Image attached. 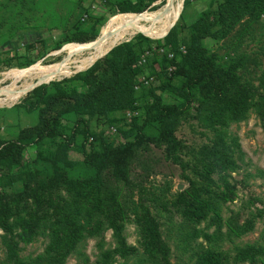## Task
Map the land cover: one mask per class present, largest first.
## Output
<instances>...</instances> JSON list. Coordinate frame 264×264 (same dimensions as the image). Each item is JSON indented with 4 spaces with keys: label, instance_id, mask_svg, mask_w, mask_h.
<instances>
[{
    "label": "trees",
    "instance_id": "trees-1",
    "mask_svg": "<svg viewBox=\"0 0 264 264\" xmlns=\"http://www.w3.org/2000/svg\"><path fill=\"white\" fill-rule=\"evenodd\" d=\"M103 1L129 23L135 21V13L157 7L152 5L156 0ZM191 1L178 0L173 5L183 2L184 10ZM81 2L71 0L64 16L52 14L51 22L66 28L53 50L97 37L105 16L87 8H80L67 25ZM262 15L264 0H209L185 33L179 16L161 41L137 33L109 50L113 45L106 44L108 51L86 69L39 84L14 104L12 110L23 107L36 112L37 120L13 138H0V264H65L71 256L77 264H90L81 247L86 239L98 236L99 252L92 264H113L116 257L125 264L139 253L145 263L171 264V248L151 208L159 198L139 174L132 176L133 166L140 163L141 152L149 145L160 148L187 183L158 206L166 211L169 205L180 217L177 228L184 248L192 250L193 264H227L218 243L252 231L255 218L264 214V206H254L241 221L237 212L224 220L220 213L224 204L236 199L241 182L233 173L243 153L239 137L230 136L229 127L245 121L252 110L264 127V70L257 84L245 81L239 74L247 62L243 52L223 56L208 50L202 40L226 38L245 19L254 21ZM146 50L149 55L138 64ZM32 63L24 59L18 67ZM155 64L160 72L154 70ZM146 66L155 76L147 86L138 83ZM158 91L173 101L165 102ZM203 103L210 106L201 110L198 106ZM139 108L142 117L129 121L125 112ZM191 110L203 117L208 130L203 132L207 142L197 147L176 135ZM101 120L102 128L92 126ZM27 147L35 149L29 161L24 160ZM129 216L137 227L141 249L128 243L124 234ZM106 231H111L114 247L103 249ZM39 237L47 239L43 251L32 258L21 256L20 243ZM199 238L204 243L195 248L192 241ZM231 261L264 264V241L235 246Z\"/></svg>",
    "mask_w": 264,
    "mask_h": 264
},
{
    "label": "rangeland",
    "instance_id": "rangeland-1",
    "mask_svg": "<svg viewBox=\"0 0 264 264\" xmlns=\"http://www.w3.org/2000/svg\"><path fill=\"white\" fill-rule=\"evenodd\" d=\"M177 1L156 0L152 4L157 6L156 9H146L141 13H135L132 16V21L135 18L136 20L129 23L127 17L123 18L119 13L114 14L103 0H82L81 5L76 7L74 15L68 19L67 25L80 12V8H87L94 15L105 16V21L97 28L96 37L98 40L102 39L103 42L93 46L92 52H90L93 43L88 42L82 44L71 42L63 44L56 50L52 48L62 39L63 31L66 29L51 22L52 14L59 12L64 16L71 9V0H0V108H2L0 110V138H13L20 129L36 123V112H27L23 107L11 109L14 104L21 102L26 97L33 84L60 80L84 70L97 57L107 51L106 44L117 45L140 31L151 39L161 41L162 36L178 21L179 16L183 18L179 24L184 26L185 33L187 31L185 27L194 21L202 10L207 8L209 2V0H192L182 10L183 2L173 5ZM165 2L167 3L165 4ZM170 2L172 6L170 5L167 11L161 13L165 5L167 6ZM132 24L133 26L130 28ZM239 30L241 33H237ZM202 43L208 50H215L223 56L233 57L243 52L247 56V62L239 70V74L243 80L257 84V77L264 70V15L254 21L245 19L226 38L206 37ZM142 48L144 50L146 47ZM24 59L33 60L34 63L26 67H18V63ZM154 70L160 72V67L155 64ZM141 75L152 76L155 79L147 66L143 68ZM155 83L157 84V81ZM140 87L136 89L138 90ZM15 90L17 93L11 98ZM157 93H160L165 102H171L174 99L166 92L158 91ZM193 106L195 107L197 104L194 103ZM209 106L208 103H203L198 107L202 110ZM137 111L135 116L142 117V110ZM194 113L195 111L191 110V116L181 121L176 135L186 145L197 147L207 142L203 132H208V130L204 125L203 117L193 115ZM127 118L129 121L132 119H129L128 116ZM92 126L98 130L104 125L101 120L100 123L96 122V125L93 121ZM229 135L239 137L243 156L233 177L241 182L237 184L236 199L224 204L220 213L224 220L237 212L241 221L250 211H253L254 206H264V127L260 125L256 113L252 110L245 121L233 123L229 127ZM34 154L35 149L27 147L24 160L29 161L34 157ZM71 154L74 156V153ZM141 154L140 163L133 166L132 176L136 178L139 174L144 184L159 198L157 203H153L156 207L151 208L160 222L163 238L171 248L170 263L193 264L194 259L190 257L192 250L184 248L181 242V231L177 228L180 226V217L169 205H167L166 211L159 209L158 206V203L160 205L172 199L176 192L180 191L177 188L179 185L184 189L187 183L180 177L178 166L166 160L160 148L149 145L148 149ZM122 193L124 197L126 193L124 189ZM131 219L132 216H129V219L126 220L124 234L128 243L137 245L141 249L138 243L137 227ZM225 230L223 227L222 231L225 232ZM99 237L86 239L81 247L88 256L90 264L97 259ZM103 240V249L114 247L111 231L103 233ZM263 241L264 214L262 217L255 218L252 231L240 237H234L232 240L224 237L218 243V247L226 253L227 264H233L231 257L235 246L254 242L262 243ZM46 242V238L39 237L29 244L20 243V255L35 257L43 251ZM197 243H204V240L199 238L192 241L195 248ZM2 257L3 250L0 249V261ZM65 264H77V258L71 256ZM113 264H123V261L116 257ZM125 264L149 263H145L139 253L137 257L127 259Z\"/></svg>",
    "mask_w": 264,
    "mask_h": 264
},
{
    "label": "built area",
    "instance_id": "built-area-1",
    "mask_svg": "<svg viewBox=\"0 0 264 264\" xmlns=\"http://www.w3.org/2000/svg\"><path fill=\"white\" fill-rule=\"evenodd\" d=\"M183 50V48H181ZM148 55V51H145L141 56L140 59L138 60V64H143L145 62V59ZM168 58L172 57V54H168L167 55ZM172 69V68H171ZM153 80L152 76H146V75H139L138 77V83L146 85L148 83H150ZM127 113L125 114L126 117L128 116L129 119H131L133 116H135L137 114V110H131V111H126Z\"/></svg>",
    "mask_w": 264,
    "mask_h": 264
},
{
    "label": "water",
    "instance_id": "water-1",
    "mask_svg": "<svg viewBox=\"0 0 264 264\" xmlns=\"http://www.w3.org/2000/svg\"><path fill=\"white\" fill-rule=\"evenodd\" d=\"M166 3H167V2H165V4H166ZM167 5H168V4H167ZM173 26H174V25H173ZM173 26H172V27H173ZM172 27H171V28H172ZM171 28H170V29H171ZM170 29H169V31H170ZM169 31H168V32H169ZM168 32H167L166 34H164V35H167ZM140 33H142V34L144 35L143 32L140 31ZM164 35H163V36H164ZM148 37H149V36H148ZM127 40H129V39H127ZM127 40H126V41H127ZM98 41H99V40L96 38V39H94L93 41H90V42H88V43H93V44H94V43H97ZM114 46H115V45H113L112 47H109L108 50H109L110 48H113ZM108 50H107V51H108ZM107 51H106V52H107ZM106 52H105V53H106ZM105 53H104V54H105ZM104 54H103V55H104ZM103 55H100L99 57H97V58H96V59H95L90 65H92V64H93L98 58L102 57ZM90 65H89V66H90ZM89 66H88V67H89ZM42 83H47V82H40V83L33 84V86L31 87L30 90H32L34 87H36V86H38L39 84H42ZM30 90H28V91H30ZM177 188H178L179 190H182V186H181V185H179Z\"/></svg>",
    "mask_w": 264,
    "mask_h": 264
},
{
    "label": "bare ground",
    "instance_id": "bare-ground-1",
    "mask_svg": "<svg viewBox=\"0 0 264 264\" xmlns=\"http://www.w3.org/2000/svg\"><path fill=\"white\" fill-rule=\"evenodd\" d=\"M170 5H171V2H170V4L168 3L167 6L165 5L164 9L161 10V13H163L165 10H167V9L170 7ZM134 20H136V18H135ZM132 26H133V24L131 25V27H132ZM131 27H130V28H131ZM130 28H129V30H130ZM129 30H128V31H129ZM99 42H103L102 39L99 40L97 43H94V44L91 45V47H90V52H92L91 50H92L93 46H96V44H98ZM91 54H92V53H91ZM16 93H17V90H15V91L13 92V95H11V98H13L14 95H15ZM11 98H9V99H11ZM9 99H8V100H9Z\"/></svg>",
    "mask_w": 264,
    "mask_h": 264
}]
</instances>
